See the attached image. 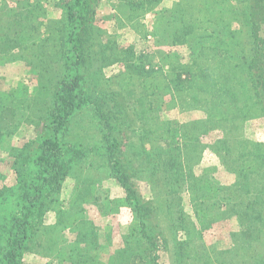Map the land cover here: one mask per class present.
Returning a JSON list of instances; mask_svg holds the SVG:
<instances>
[{
  "label": "rangeland",
  "instance_id": "obj_1",
  "mask_svg": "<svg viewBox=\"0 0 264 264\" xmlns=\"http://www.w3.org/2000/svg\"><path fill=\"white\" fill-rule=\"evenodd\" d=\"M65 1L0 0V26L14 28L9 44L0 40V252L8 216L19 215V182L32 170L30 144L49 123L63 76L68 29L58 4ZM123 3L97 2L93 26L107 46L97 78L122 100V142L136 188L156 211L149 231L156 249L112 173L99 118L85 107L61 137V165L71 167L49 180L46 209L20 264H120L123 257L132 264H264V229L254 225L244 235L240 215L256 194L246 189L264 186V112L248 78L246 0ZM30 8L33 23L20 31ZM165 148L177 152L181 168L164 185ZM142 153L154 154L155 163L141 161ZM152 166L155 178L147 173ZM263 199L252 208L262 219Z\"/></svg>",
  "mask_w": 264,
  "mask_h": 264
},
{
  "label": "trees",
  "instance_id": "obj_2",
  "mask_svg": "<svg viewBox=\"0 0 264 264\" xmlns=\"http://www.w3.org/2000/svg\"><path fill=\"white\" fill-rule=\"evenodd\" d=\"M123 1L127 3V0ZM97 2L98 0H69L58 4L66 14L68 55H64L63 76L54 88V101L48 116L49 123L43 126L41 131H37V136L31 142L26 156L30 160L29 166L32 170L28 174H24L19 182L15 206V209L16 207L19 208V215L15 217L14 210L6 220L9 225V233L6 245L0 252V264H20L23 253L32 245L36 232L35 228L39 224H36V221L46 209V204L45 202L42 204V201H45L44 198L48 194L46 191L48 182L50 179L55 180L56 177L57 182L63 179L71 167L65 168L64 164L61 165L63 158L61 137L67 130L69 121L85 107L90 108L99 118L112 173L123 189L125 201L137 214L141 230L148 239L150 249L154 251L156 249L154 239L149 235L151 227L154 228L152 221L156 217V211L151 206V202L146 201L136 188L133 181L134 173L130 170L131 167H128L130 163L127 158L126 146L122 142V137L125 135V131L123 132L125 114L122 100L117 99V93L104 87L106 86L105 82L100 76L99 79L97 78L98 65L105 57L107 48V46L103 47L97 43L101 31L93 26ZM34 12L36 11L31 8L27 10L25 17L17 24L20 31L25 32V28L27 29V26L33 23ZM243 15L244 20L248 19V28L252 40L251 58L247 65L248 78L254 95L264 112V39L259 37V28L261 24L264 25V0H246V11ZM182 18H178L181 27L189 28L191 22ZM10 25L11 23L8 22L6 25L0 26V40L7 44L12 39L10 36L14 33V28L12 29ZM155 141L163 140L158 138ZM164 150L168 153L167 157H162L164 160L163 184L165 185L168 183V172L174 171L173 177L177 176L181 167L178 169L177 152L170 151L169 148ZM64 151L66 153V150ZM140 156L143 159L141 161L147 165L155 163V155L152 153H142ZM22 163L24 164L23 161ZM147 173L155 178L158 175V170L152 166L149 167ZM157 187L161 189L160 185ZM260 188L246 189H251V194L256 193V197L254 196L249 200V203L247 202L243 208L240 206V215L243 216L245 225L244 235H249L250 231L255 229L254 225L257 227L260 225L264 229V219L259 215L257 216L258 210L254 216L252 209L261 202L259 199L264 197V186ZM247 194H249L248 191ZM177 226L184 228L185 220L183 217H180ZM245 238L248 239V237ZM263 239L264 234L260 244L264 247ZM120 264L132 263H129L127 257H123Z\"/></svg>",
  "mask_w": 264,
  "mask_h": 264
}]
</instances>
